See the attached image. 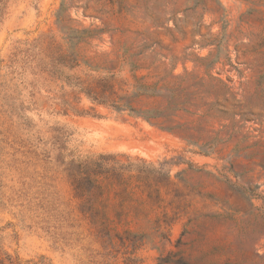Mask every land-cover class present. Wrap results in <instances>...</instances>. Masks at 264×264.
<instances>
[{
	"label": "rangeland",
	"instance_id": "374dc122",
	"mask_svg": "<svg viewBox=\"0 0 264 264\" xmlns=\"http://www.w3.org/2000/svg\"><path fill=\"white\" fill-rule=\"evenodd\" d=\"M159 260L264 264V0H0V264Z\"/></svg>",
	"mask_w": 264,
	"mask_h": 264
},
{
	"label": "trees",
	"instance_id": "16d2710c",
	"mask_svg": "<svg viewBox=\"0 0 264 264\" xmlns=\"http://www.w3.org/2000/svg\"><path fill=\"white\" fill-rule=\"evenodd\" d=\"M85 93L90 99L101 104L114 102L111 100V94L107 95L104 90L101 92L96 90H88V92ZM121 107H128V105L124 104L115 108L120 109ZM70 165L69 177L73 182L75 191L80 197H82L85 194H88L94 187H96L97 178L101 176V173L95 171L97 163L92 161L82 164L71 163ZM163 263L164 262L162 260H159V264Z\"/></svg>",
	"mask_w": 264,
	"mask_h": 264
}]
</instances>
